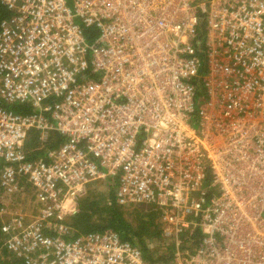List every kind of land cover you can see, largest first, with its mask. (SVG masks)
<instances>
[{"label": "built area", "instance_id": "2783aa9c", "mask_svg": "<svg viewBox=\"0 0 264 264\" xmlns=\"http://www.w3.org/2000/svg\"><path fill=\"white\" fill-rule=\"evenodd\" d=\"M0 229L25 264H149L111 229L70 237L89 186L195 227L169 264H264V0H0ZM97 35L88 42L85 30ZM202 67L205 72L201 73ZM64 141L29 159L30 132ZM28 188L31 212L8 209Z\"/></svg>", "mask_w": 264, "mask_h": 264}, {"label": "trees", "instance_id": "16d2710c", "mask_svg": "<svg viewBox=\"0 0 264 264\" xmlns=\"http://www.w3.org/2000/svg\"><path fill=\"white\" fill-rule=\"evenodd\" d=\"M10 12L0 2V22L8 17ZM97 35L94 28L85 30L88 42H93ZM205 72L202 67L201 73ZM0 106L19 113H29L28 106L19 104H3ZM63 136L57 131L50 133L46 141L40 139L38 132L32 130L25 143V152L29 159L44 157L46 151L58 148L63 143ZM108 180L111 182L108 183ZM107 195L89 190L82 198L80 210L68 219L70 237L91 232H102L111 229L119 234L122 240L137 245L144 253L149 264H169L173 261L177 249L194 252L200 244L203 234L198 227L182 233L179 246L176 240L164 237L162 233L161 212L152 205L122 206L115 199L113 181L108 179ZM6 236L0 229V264H25L24 260L10 253L4 246Z\"/></svg>", "mask_w": 264, "mask_h": 264}, {"label": "rangeland", "instance_id": "374dc122", "mask_svg": "<svg viewBox=\"0 0 264 264\" xmlns=\"http://www.w3.org/2000/svg\"><path fill=\"white\" fill-rule=\"evenodd\" d=\"M110 182L111 181L108 180V183ZM109 187L111 186L109 185ZM109 187L107 186V184H105V181L98 180L90 185L89 190H92L99 194L107 195V193L109 192ZM25 189L26 190L23 193H21L19 196H17L15 199L13 200L7 199L4 201L8 209L17 210L22 208L23 211H26L28 213L32 211L33 202L30 199V193L28 192L27 186Z\"/></svg>", "mask_w": 264, "mask_h": 264}]
</instances>
